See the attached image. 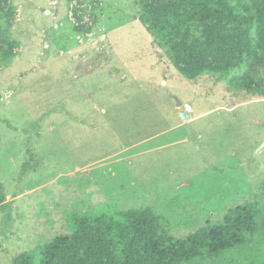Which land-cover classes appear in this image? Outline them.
Instances as JSON below:
<instances>
[{
    "label": "rangeland",
    "instance_id": "rangeland-1",
    "mask_svg": "<svg viewBox=\"0 0 264 264\" xmlns=\"http://www.w3.org/2000/svg\"><path fill=\"white\" fill-rule=\"evenodd\" d=\"M139 1L0 0V264L75 208L150 207L182 235L250 194L256 240L189 264H264V62L185 77Z\"/></svg>",
    "mask_w": 264,
    "mask_h": 264
},
{
    "label": "trees",
    "instance_id": "trees-1",
    "mask_svg": "<svg viewBox=\"0 0 264 264\" xmlns=\"http://www.w3.org/2000/svg\"><path fill=\"white\" fill-rule=\"evenodd\" d=\"M140 21L171 58L179 72L193 79L205 72L228 77L264 62V0H140ZM5 56L7 54L5 53ZM240 79L234 77V80ZM26 162L23 176L34 168ZM7 202L0 183V208ZM73 209L71 234L18 255L14 264H189L216 260L224 253L254 242L260 231L261 202L250 194L228 205L182 235L166 227L150 207L109 212Z\"/></svg>",
    "mask_w": 264,
    "mask_h": 264
},
{
    "label": "water",
    "instance_id": "water-1",
    "mask_svg": "<svg viewBox=\"0 0 264 264\" xmlns=\"http://www.w3.org/2000/svg\"><path fill=\"white\" fill-rule=\"evenodd\" d=\"M182 116L185 117L186 119H190L191 118L189 113H183Z\"/></svg>",
    "mask_w": 264,
    "mask_h": 264
}]
</instances>
